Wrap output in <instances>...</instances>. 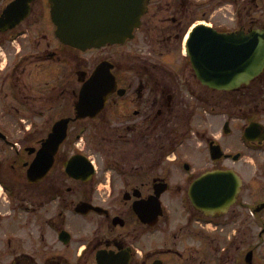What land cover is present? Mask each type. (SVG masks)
Instances as JSON below:
<instances>
[{
	"label": "flooded vegetation",
	"instance_id": "af4514ba",
	"mask_svg": "<svg viewBox=\"0 0 264 264\" xmlns=\"http://www.w3.org/2000/svg\"><path fill=\"white\" fill-rule=\"evenodd\" d=\"M12 1L0 0V17ZM53 1L16 0V26H0V184L9 196L0 223L12 215L0 260L264 264V69L217 89L187 54L193 32V47L209 48L215 31L264 29V0H110L112 36L86 47L58 31ZM137 1L144 10L130 30L124 8ZM94 72L102 93L111 89L105 106L75 118ZM63 117L68 135L53 165L28 181ZM214 172L229 178L206 176ZM225 184L235 191L226 205L213 197Z\"/></svg>",
	"mask_w": 264,
	"mask_h": 264
},
{
	"label": "water",
	"instance_id": "95a60500",
	"mask_svg": "<svg viewBox=\"0 0 264 264\" xmlns=\"http://www.w3.org/2000/svg\"><path fill=\"white\" fill-rule=\"evenodd\" d=\"M116 4L120 5L119 2ZM136 5L138 6L137 3ZM111 10L110 0H54L52 3L53 18L59 26V32L66 41L75 45H93L108 39L112 33L109 30L112 22L119 19L113 14L110 15ZM137 10L140 13L138 8ZM0 22L4 23L3 27L16 25V1L8 6L3 17L0 18ZM254 35L260 36L258 43H254ZM224 37L225 41L212 49L201 52L190 46L188 51L204 82L213 87L229 89L238 86L243 81H248L253 73L262 70L264 66V31L248 34L242 43L235 35H224ZM226 38L228 39L226 40ZM217 39L221 41L219 36ZM96 83V78H92L86 84L78 117L86 115V113H81L82 108L91 107L89 101L95 97L90 95V92H93V89L96 90ZM67 128V118L58 121L44 146V151L52 148L55 152L67 134ZM53 159L52 155L48 167ZM40 163L39 159L37 164ZM32 172H34V166L28 170L30 179H33ZM40 173L37 170L36 177L41 175ZM224 191L231 197L235 193L227 188ZM197 205L203 206L204 202L197 201Z\"/></svg>",
	"mask_w": 264,
	"mask_h": 264
},
{
	"label": "rangeland",
	"instance_id": "374dc122",
	"mask_svg": "<svg viewBox=\"0 0 264 264\" xmlns=\"http://www.w3.org/2000/svg\"><path fill=\"white\" fill-rule=\"evenodd\" d=\"M220 23V21H219ZM240 147L241 149L243 150V152L246 154V155H252L253 154V151L252 149H249L248 147H246L243 143L242 145L240 144ZM20 185V184H19ZM21 187H29L30 185L28 184L27 181H24L23 184L20 185ZM7 198L9 199V196H7ZM4 217L5 221H1L0 223V228L3 227L4 225L6 226H10L11 228V225H12V215H7V216H2ZM4 233V231H2V234ZM3 237L4 234H3ZM6 238V237H5ZM2 240H0V243H1ZM0 264H7V260L5 259H1L0 260Z\"/></svg>",
	"mask_w": 264,
	"mask_h": 264
}]
</instances>
